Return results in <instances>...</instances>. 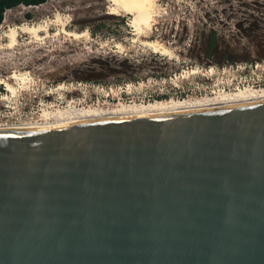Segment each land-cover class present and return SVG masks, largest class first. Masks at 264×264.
Instances as JSON below:
<instances>
[{"label":"water","instance_id":"95a60500","mask_svg":"<svg viewBox=\"0 0 264 264\" xmlns=\"http://www.w3.org/2000/svg\"><path fill=\"white\" fill-rule=\"evenodd\" d=\"M0 264H264V105L0 133Z\"/></svg>","mask_w":264,"mask_h":264},{"label":"rangeland","instance_id":"374dc122","mask_svg":"<svg viewBox=\"0 0 264 264\" xmlns=\"http://www.w3.org/2000/svg\"><path fill=\"white\" fill-rule=\"evenodd\" d=\"M153 11L151 26L137 34L132 16L109 14L105 0H50L7 10L0 25V124L43 120L57 111L55 120L79 116L73 110L121 107L118 112H123L133 106L159 111L264 89L251 87L257 70L234 69L235 64L264 62V0H159ZM56 14L67 19V30L84 36H57L52 24L49 38L36 41L21 34L18 45L7 48L2 35L9 27L52 20ZM211 40L215 53L226 51L236 62L207 57ZM16 74L28 79L16 80ZM92 74L101 78L87 80ZM78 82L98 84L104 91L77 87Z\"/></svg>","mask_w":264,"mask_h":264},{"label":"bare ground","instance_id":"6f19581e","mask_svg":"<svg viewBox=\"0 0 264 264\" xmlns=\"http://www.w3.org/2000/svg\"><path fill=\"white\" fill-rule=\"evenodd\" d=\"M108 3L109 14L111 15H130L132 16L131 27L137 34H142L143 29L149 28L154 17V6L159 0H105ZM67 19H63L60 14H56L55 18L52 20H46L41 23L27 25L23 24L21 26L9 27L2 35L7 39V48L13 49L18 45L19 37L21 34L30 35L32 39L36 41H41L49 38V27L54 24L58 27L56 35L61 34L68 36L73 39H79L84 36V34L76 33L66 29ZM85 33V32H84ZM146 47L151 48L154 52L161 54H166V51L160 49L159 46L151 42L143 43ZM16 80L24 82V75H14ZM6 90L14 93V88L4 81ZM61 88V86H59ZM264 89L252 92L239 91L236 94H229L223 100L218 102H213L212 100L201 103V104H184L178 108L173 109H158L159 111H154L156 109L144 110L135 108L133 106H126L123 112H118L119 108L116 109H103L98 113L94 111L81 112L77 111L79 116H72L67 119L59 118L55 120L56 115L61 112H51L49 114H44L43 120H33L27 123H2L0 124V133H12V132H35V133H47L62 129L91 126L98 124L107 123H117V122H127V121H143V120H153V119H166L172 117H185L194 116L205 113L226 111L232 109H239L243 107H251L255 105H264ZM190 105V106H188ZM108 111V113H105ZM141 111L140 113H134ZM147 111V112H142ZM71 112V111H64ZM46 115V116H45Z\"/></svg>","mask_w":264,"mask_h":264},{"label":"trees","instance_id":"16d2710c","mask_svg":"<svg viewBox=\"0 0 264 264\" xmlns=\"http://www.w3.org/2000/svg\"><path fill=\"white\" fill-rule=\"evenodd\" d=\"M50 0H0V25L3 21V15L7 10H11L13 8L24 6V7H36L40 6ZM217 49V46L215 45V42L211 40L208 43L207 50H206V56L212 57L216 56L215 58L218 59L219 62H226L230 64H234L236 61L233 57L229 56V54L226 51H218L215 53ZM100 74H92L89 75L87 80L91 81H97L100 79Z\"/></svg>","mask_w":264,"mask_h":264},{"label":"built area","instance_id":"2783aa9c","mask_svg":"<svg viewBox=\"0 0 264 264\" xmlns=\"http://www.w3.org/2000/svg\"><path fill=\"white\" fill-rule=\"evenodd\" d=\"M231 68L233 66H230ZM236 71L238 72H243V71H253V70H257L259 72V76H256V80H254V84L251 85L252 88L258 90L261 88H264V77L262 78V75H264V62L263 63H254V64H235V68ZM77 87H83L86 89H89L92 92H97L98 90L104 91L103 87L98 85V84H93V83H80L78 82ZM5 90V89H4ZM238 89H234V91H237ZM6 91V90H5ZM108 97V95L106 96Z\"/></svg>","mask_w":264,"mask_h":264}]
</instances>
